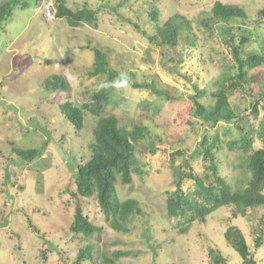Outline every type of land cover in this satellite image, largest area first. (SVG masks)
Wrapping results in <instances>:
<instances>
[{
	"label": "rangeland",
	"instance_id": "obj_1",
	"mask_svg": "<svg viewBox=\"0 0 264 264\" xmlns=\"http://www.w3.org/2000/svg\"><path fill=\"white\" fill-rule=\"evenodd\" d=\"M215 1L242 7L248 19L218 23L211 17ZM26 2V7L13 9L0 33V264H109L118 251L123 254L115 264H212L209 249L226 264H241L224 238L229 226L242 232L256 264H264V242L258 249L253 246L264 229V207L247 208L244 215L232 205L221 207L186 231L190 212L186 217L166 212L167 193L174 190L173 167L187 160L195 173L209 172L210 162L197 152L203 136L214 144L217 173L233 189L247 185L248 156L264 146L257 136L264 126V100L256 103L248 88L240 87L229 97L238 117L214 124L187 109L195 98L213 104L216 83L234 72L226 25L236 42L247 36L243 56L264 53V16L258 14L264 0H64L71 10L88 7L97 13L96 26L75 27L56 17L55 0ZM154 10L156 21L151 18ZM172 16H179L189 42L170 48L141 33L157 36L158 27ZM92 47L104 51L108 65L119 74L133 72L137 82H152L171 97L134 88L127 79L109 93L101 111L114 115L127 131L134 125L148 128L134 144L140 170L132 172L131 183L123 184L118 177L115 184L119 200L134 198L141 209L129 218L126 231L110 227V216L95 196L75 195L74 171L90 157L96 117L84 113L83 129L75 131L57 103H51V91L44 85L47 77L59 74L69 92L60 93L58 102L69 100L81 107L89 101L106 78L90 73ZM260 69L264 71V64ZM242 129L253 135L249 152L238 141ZM40 146L42 155L30 162L13 151ZM176 150L184 157L175 155ZM182 190L191 194L193 182L184 180ZM77 203L98 228L91 235L69 229Z\"/></svg>",
	"mask_w": 264,
	"mask_h": 264
},
{
	"label": "trees",
	"instance_id": "obj_2",
	"mask_svg": "<svg viewBox=\"0 0 264 264\" xmlns=\"http://www.w3.org/2000/svg\"><path fill=\"white\" fill-rule=\"evenodd\" d=\"M26 1L6 0L0 4V33L4 29L5 23L12 18L13 9L17 6L26 7L28 5ZM55 3L56 17L65 18L70 26L75 27L81 23L96 26L97 13L94 9L83 7L71 10L65 5L64 0H55ZM258 14L264 16V7L258 11ZM211 17L218 23L224 22L225 24L234 19H248L247 13L242 7L223 4L220 1L214 2ZM151 18L156 21V10L151 13ZM179 19V16L168 18L162 26L158 27L157 36H149L144 31L141 33L150 41L158 39L160 44L176 48L181 42H189L190 37L188 34L183 36V25L178 21ZM135 27L139 29L138 26L135 25ZM225 30V42L230 50L234 72L224 74L216 83L218 87L211 93L214 98L213 104L207 106L195 98L187 109L208 120L211 124L218 121H231L238 117L231 107L229 97L240 87L244 90L248 88L256 103L259 99L264 100V71L260 69L264 64V53L252 51L243 56L241 47L248 41L247 36H242L236 42L230 26L226 25ZM91 50L94 65L90 73L105 75L106 78L101 83V87L90 95L89 101L84 102L81 107L72 105L69 100L58 102L60 93L69 92V85L65 77L52 74L45 79L44 85L46 89L51 91V103H57L61 115L72 125L75 131L83 129L84 113L96 117L92 131L94 140L90 143V157L85 163L78 164L74 171L75 195L84 198L95 196L100 209L110 216V227L114 230L126 231V223L129 218L132 215L140 214L141 209L138 201L134 198L119 200L115 184L118 177L123 184L131 183L132 172L140 170L138 169L134 144L146 136L148 128L142 125H134L131 130L127 131L119 126L114 115H101L109 93L116 89L112 85L115 78L119 77V72L108 65L107 55L104 51L97 47H92ZM127 79L134 88H148L156 95L171 98L166 91L155 88L152 82H137L133 72L127 73ZM102 85L107 86L102 87ZM200 93L202 92L197 91L198 95ZM256 103L252 106L254 111L257 108ZM241 131L238 140L240 147L245 152H249L253 141L252 132L245 129ZM257 136L264 143L263 125L260 126ZM43 146L27 150L13 148V151L22 160L30 162L42 155ZM214 148V144L209 143L207 137L203 136L197 152L203 156L204 160L210 162L207 166L209 172H205L203 175L195 173L187 160H184L183 166L173 167L174 190L167 193L166 212L169 217H186L187 213L190 212V216L185 220L184 231L196 220L205 222L207 215L221 207L232 205L235 211L242 215L245 214L247 208L264 207V146L253 149L248 156L247 166L250 176L246 187L243 189H233L217 173ZM174 154L184 157V152L180 150H176ZM185 167L189 168L185 169ZM187 179L191 180L194 186V190L189 195L182 190V183ZM69 229L73 233L88 236L98 228L90 222L88 216L84 214L77 203ZM224 238L241 257V264H256L245 237L237 227L229 226L224 232ZM263 242L264 229L253 239L254 248H260ZM85 251L88 252L89 250ZM121 254L123 252H114V259L108 260L109 264H115V260L120 258ZM208 255L212 264H226L224 258L217 254L214 249H209ZM83 256L82 251L78 254V259Z\"/></svg>",
	"mask_w": 264,
	"mask_h": 264
},
{
	"label": "clouds",
	"instance_id": "obj_3",
	"mask_svg": "<svg viewBox=\"0 0 264 264\" xmlns=\"http://www.w3.org/2000/svg\"><path fill=\"white\" fill-rule=\"evenodd\" d=\"M126 81H127V73L121 72L119 74V77L117 78V80L113 82L112 86H114L116 88H120V87L124 86ZM104 86H107V85H102V87H104Z\"/></svg>",
	"mask_w": 264,
	"mask_h": 264
},
{
	"label": "built area",
	"instance_id": "obj_4",
	"mask_svg": "<svg viewBox=\"0 0 264 264\" xmlns=\"http://www.w3.org/2000/svg\"><path fill=\"white\" fill-rule=\"evenodd\" d=\"M48 6H50V3L48 4ZM48 6H47V8H48Z\"/></svg>",
	"mask_w": 264,
	"mask_h": 264
}]
</instances>
